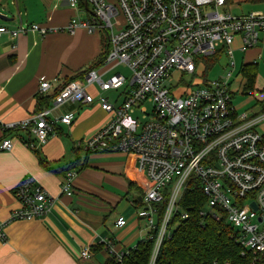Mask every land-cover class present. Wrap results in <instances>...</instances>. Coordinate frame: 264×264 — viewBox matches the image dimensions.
Masks as SVG:
<instances>
[{
  "label": "built area",
  "instance_id": "1",
  "mask_svg": "<svg viewBox=\"0 0 264 264\" xmlns=\"http://www.w3.org/2000/svg\"><path fill=\"white\" fill-rule=\"evenodd\" d=\"M83 1L87 11L77 0L69 5L79 7L86 17L72 18L64 30L71 35L79 29L90 35L105 31L108 51L103 66L112 68L102 74L90 69L82 81L66 82L55 92L51 107L21 122L0 120L2 133L26 131L43 144L58 124L70 127L76 119L72 112L54 116L53 111L65 104H96L110 120L79 146L85 154L135 156L137 173L146 177L141 206L135 212L148 230L141 243L154 240L148 264L155 263L162 242L171 237L172 218L178 214L181 221L188 218V213L180 212V201L190 189H198L204 199L199 216L222 221L231 229L241 255L250 252L253 264H264V137L255 131L256 124L264 120V112L254 118L235 114L231 105L233 61L225 66L232 71L216 80L207 79V68L197 61L217 59L221 53L232 59L231 45L236 38L241 52L264 47V2L258 13L232 16L224 12L228 0ZM28 31L45 33L37 25L8 29L0 24V36L15 39ZM120 65L129 71V79L121 73L103 77ZM174 72L181 75L175 84L171 81ZM55 86V79L38 80L41 94ZM96 89L121 90L124 98L113 105L98 96ZM247 94L252 95V91ZM145 104L151 108L146 110ZM136 110L139 118L133 117ZM11 149V140L3 138L0 150ZM75 176L72 170L64 173L63 195H72ZM13 196L20 208L11 212L9 221L40 219L52 205V199L29 176L20 181ZM125 225V219L119 217L113 228ZM4 226L0 222L3 242ZM99 245L116 264L128 256L129 251L117 252L108 241L101 240ZM79 255L83 261L92 256L88 247Z\"/></svg>",
  "mask_w": 264,
  "mask_h": 264
},
{
  "label": "crops",
  "instance_id": "2",
  "mask_svg": "<svg viewBox=\"0 0 264 264\" xmlns=\"http://www.w3.org/2000/svg\"><path fill=\"white\" fill-rule=\"evenodd\" d=\"M70 1L20 0L16 18L7 13L9 7L1 1L0 15L8 21L0 22L8 29L37 25L45 30L44 34L28 31L15 39L0 36V120L3 123H18L42 108L51 107L58 88L71 80L82 81L84 73L92 67L100 74L112 68L103 63L96 67L108 47L105 31L92 35L82 29L72 35L65 32L72 18L86 17L79 7H71ZM244 1L255 5L264 2ZM239 48L240 41L236 38L231 45L232 58L234 52L240 53L241 58L233 78L231 105L236 115L246 113L248 118H254L264 112L261 77L264 47L257 46L246 52ZM248 65L255 66L256 70L250 90L247 78L241 73V68ZM116 68L103 77L114 74ZM40 77L55 79L54 89L39 93ZM247 91H252V95ZM238 97L245 99L233 106L232 101ZM68 112L76 116L72 125L58 124L55 133L43 144H38L26 131L4 135L0 129V141L8 138L12 142L10 151L0 150V222L5 223V241L0 240V264H106L110 259L99 245L101 240L110 242L117 252H127L147 238L146 223L135 214L141 206L140 191L145 187L141 174L136 171L135 160L130 161L131 155L123 153L85 154L79 146L106 124L110 115L96 104L90 107L65 104L52 114ZM255 131L264 137V120L256 124ZM69 169L76 176L72 195L65 196L60 186ZM27 176L44 189L52 205L40 219L9 221L11 212L20 208L13 196L14 189ZM119 217L125 219L126 225L114 229ZM86 247L92 256L83 261L79 254Z\"/></svg>",
  "mask_w": 264,
  "mask_h": 264
},
{
  "label": "trees",
  "instance_id": "3",
  "mask_svg": "<svg viewBox=\"0 0 264 264\" xmlns=\"http://www.w3.org/2000/svg\"><path fill=\"white\" fill-rule=\"evenodd\" d=\"M79 4L81 8L84 7L83 0H79ZM107 51L108 47L96 67L103 63ZM241 73L248 80L249 90L252 89L255 66H243ZM70 170L73 169L66 171ZM140 192L142 196L144 189ZM203 201L198 189H190L183 194L180 212L188 213V218L181 221L179 214L172 218L171 237L162 242L154 264H253L250 252L241 255L242 249L233 241V233L226 224L199 216ZM153 245L154 240L139 243L128 252L121 264H148ZM106 264L116 263L110 260Z\"/></svg>",
  "mask_w": 264,
  "mask_h": 264
},
{
  "label": "rangeland",
  "instance_id": "4",
  "mask_svg": "<svg viewBox=\"0 0 264 264\" xmlns=\"http://www.w3.org/2000/svg\"><path fill=\"white\" fill-rule=\"evenodd\" d=\"M3 1V3L9 7V10L7 11V13L10 16H13L16 18L17 16V9H20V0H0ZM224 9V8H223ZM222 9V11H223ZM262 9V5H255V4H251L248 3L244 0H228V4L226 5V8L224 9V12H228L230 13L232 16H238L241 14H247V13H251L252 11H257V10H261ZM254 13V12H253ZM0 24H2L0 22ZM240 58H241V54L238 52H234L233 54V58L232 59H227V57L225 56L224 53H221L220 56L218 57L217 60L213 61V58H198L197 61L201 64H203L204 68H207V72H206V77L209 80H216L219 79L220 77H222L227 71H232V68H226V64L229 65V63L231 61L234 60L235 62V68L232 71V79L234 78V75L238 72V68L240 65ZM262 79L264 80V65H262ZM113 72L115 73H121L122 75H124V77H126L127 79L130 78V73L129 71L125 68V66H118ZM203 72V69L200 70V73ZM181 79V75L178 72H174L172 74V79L171 81L173 82V84L179 82ZM184 81H188L189 78L188 77H183ZM170 84V83H169ZM97 90V94H98V89ZM120 91H109V92H99L100 96L105 97L109 103L113 104V105H119L122 100H123V95L120 94ZM245 97H238L234 100V102L232 101V104L234 106V104H240V102L244 101ZM144 107L146 108V110H149L151 107L148 104H145ZM141 116V114L139 113V111H135V113L133 114V117L139 118ZM135 156L131 155L130 157V161H134ZM140 178L142 179V181L144 183H146V177L144 174L140 175Z\"/></svg>",
  "mask_w": 264,
  "mask_h": 264
},
{
  "label": "water",
  "instance_id": "5",
  "mask_svg": "<svg viewBox=\"0 0 264 264\" xmlns=\"http://www.w3.org/2000/svg\"><path fill=\"white\" fill-rule=\"evenodd\" d=\"M84 9L87 11L86 5L84 6ZM0 21L6 22V21H8V19H6L4 16L0 15ZM252 206H253V209L256 210L255 206L254 205H252Z\"/></svg>",
  "mask_w": 264,
  "mask_h": 264
}]
</instances>
